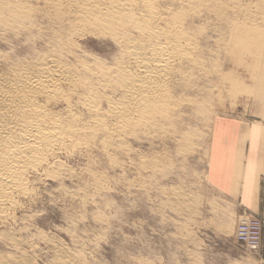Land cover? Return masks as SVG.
I'll list each match as a JSON object with an SVG mask.
<instances>
[{"label": "bare ground", "instance_id": "6f19581e", "mask_svg": "<svg viewBox=\"0 0 264 264\" xmlns=\"http://www.w3.org/2000/svg\"><path fill=\"white\" fill-rule=\"evenodd\" d=\"M253 2L257 3L254 14L242 0H0L2 32L6 29L26 35L27 39L37 33L45 46L43 51L23 58L18 55L21 51L14 56L0 53V227L16 219V212L34 197L39 182L74 178L68 160L76 154L91 158V153L98 150L109 158L113 149L127 145L128 137L135 138L143 130L162 135L170 127L181 134L184 143L192 142L194 135L189 127L185 130L176 126L175 118L178 114L181 119L184 107L195 103L196 97L192 96L196 93H207L209 99L222 95L221 49L226 47L227 53L238 50L241 43L250 40L256 48L263 47L264 0ZM240 13L245 16L241 18ZM206 30L217 34L210 49L203 44L208 39ZM88 37L113 42L111 56L88 52L84 44ZM227 79L224 78L230 84L228 97L234 99L240 92L235 87L239 81L231 75ZM200 106L209 112L206 106ZM192 111H187L191 118L195 113ZM219 118L213 124L214 134L221 129ZM181 122L188 121L182 118ZM147 134L143 136L146 140L152 137ZM66 193L70 197L77 195L73 190ZM20 237L12 234L7 244L21 251L28 243ZM70 258L58 256L57 262L76 264V258ZM11 262L9 254H0V264L14 263Z\"/></svg>", "mask_w": 264, "mask_h": 264}, {"label": "rangeland", "instance_id": "374dc122", "mask_svg": "<svg viewBox=\"0 0 264 264\" xmlns=\"http://www.w3.org/2000/svg\"><path fill=\"white\" fill-rule=\"evenodd\" d=\"M253 1L242 0V3L245 2L254 14L257 3ZM248 3L253 5L247 6ZM240 14L241 18L245 16ZM45 26L42 29H47ZM0 30V53L14 56L21 51L18 55L23 58L45 49L44 40L40 36L37 38V33L33 36L36 38L34 41V38L27 39L26 35ZM207 31L208 39H204L203 44L210 49L217 34ZM250 41L245 44H254ZM84 44L88 52L105 58L110 57L115 49V44L105 39L88 37ZM245 44L241 43L242 48L228 53L226 47L221 49L219 61L225 88L222 95L210 99L207 93L191 95L193 99L196 97L195 103L184 107L181 119L176 115V126L187 130L189 127L188 131L194 135L192 142L184 143L181 134L170 127L162 135L158 131H150L148 134L152 137L148 136V141L143 137L146 130L135 138L128 137L126 142L130 147L124 143L123 148L113 149L115 154H109L113 158L104 157L98 150L91 153L94 158L89 159L76 154L68 160L76 177L62 182L61 178L39 182L34 197L16 212V219L0 227V251L9 254L13 264H58V256L66 260L70 256L71 260L76 258L73 259L76 264L77 261L78 264H264V44L260 49L255 47L256 44H247L250 48ZM250 52L257 55L251 56ZM230 75L239 81L235 87L240 92L234 99L227 94L230 88L227 77ZM200 105H204L202 108L206 106L211 114L199 108ZM192 110L195 113L191 118L189 113H193ZM202 114L209 116L206 118ZM218 117L221 129L214 134L213 124ZM182 118L188 122H181ZM144 131L146 134L142 135ZM156 134L162 137L159 139ZM232 156L236 163L231 161ZM144 158L149 161H144ZM111 161L118 165L113 162V166ZM142 161L148 164L147 167ZM250 178H255L256 189L250 190ZM84 189L86 192L89 189V193L86 194ZM72 190L77 191L76 198L65 194ZM251 220L260 221L262 225V240L257 251L239 236L242 222ZM12 234L27 240L26 248L21 249L22 252L26 249L24 253L7 244ZM67 253L69 257L65 256Z\"/></svg>", "mask_w": 264, "mask_h": 264}, {"label": "built area", "instance_id": "2783aa9c", "mask_svg": "<svg viewBox=\"0 0 264 264\" xmlns=\"http://www.w3.org/2000/svg\"><path fill=\"white\" fill-rule=\"evenodd\" d=\"M239 236L251 249L257 251L262 240L261 222L253 220L242 222L239 228Z\"/></svg>", "mask_w": 264, "mask_h": 264}, {"label": "crops", "instance_id": "0c3cea01", "mask_svg": "<svg viewBox=\"0 0 264 264\" xmlns=\"http://www.w3.org/2000/svg\"><path fill=\"white\" fill-rule=\"evenodd\" d=\"M237 154H234V156H236ZM234 156H232V162L233 163H236V158L234 157ZM218 157L220 158V155H218ZM219 162H220V160H219ZM232 169H234V167L232 166ZM255 180V178H250L249 180H248V183H249V185H252V187L250 188V190H252V189H256V186H255V184H256V182L254 181ZM257 189H258V185H257ZM259 194H260V201H261V198H262V186L260 187V191H259ZM264 245V244H263Z\"/></svg>", "mask_w": 264, "mask_h": 264}]
</instances>
